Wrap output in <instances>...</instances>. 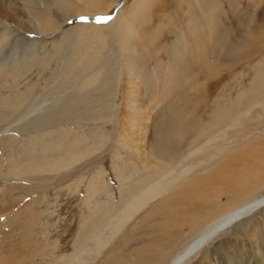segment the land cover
<instances>
[{
  "label": "rangeland",
  "instance_id": "obj_1",
  "mask_svg": "<svg viewBox=\"0 0 264 264\" xmlns=\"http://www.w3.org/2000/svg\"><path fill=\"white\" fill-rule=\"evenodd\" d=\"M26 1L30 6L37 1L28 5L31 14L36 9L41 17L63 21L46 6L55 0ZM68 1L75 3L70 8L81 10L82 2ZM84 1L91 7L117 0ZM122 7H128L119 21L127 25L123 33L112 24ZM74 13L51 35L34 32L21 23L25 18L0 16V113L10 114L14 104L25 107L34 96L39 103H51L22 132L37 148L35 162L49 164L31 175L38 183L34 214L43 219L37 232H47L42 245L51 264H69L81 246L95 244V237L133 199V191L153 184L208 138H217L214 148H228L212 160L210 171L195 178L200 190L194 192L189 180L177 183L134 217L101 255L87 256L88 264H168L208 220L264 195V161H259L264 160V0H120L92 25L102 27L98 31L87 30L91 24ZM33 42L36 59H25ZM97 70L100 81L80 89ZM145 73L152 76L150 86L138 84ZM132 89L143 97L139 119L152 118L162 142L157 145L169 152L167 164L148 175L138 150H145L150 134L141 125L132 126V117L120 132V120L131 116L124 96H137L130 94ZM42 140L50 144L48 150H41ZM255 150L260 159L251 163ZM212 151L208 147L185 163H209ZM65 162L74 163L68 170L62 167ZM244 164L253 167L247 187L229 186L230 176ZM259 173L258 180L251 178ZM223 186L230 189L228 197ZM262 211L250 226L264 224ZM234 227L208 247L235 239Z\"/></svg>",
  "mask_w": 264,
  "mask_h": 264
},
{
  "label": "bare ground",
  "instance_id": "obj_2",
  "mask_svg": "<svg viewBox=\"0 0 264 264\" xmlns=\"http://www.w3.org/2000/svg\"><path fill=\"white\" fill-rule=\"evenodd\" d=\"M55 1L56 4L49 3L46 6L51 12H55V16H63L62 22H64L68 16L74 13L75 9L70 7L75 3L68 0ZM36 2L37 1H34L31 6L36 5L34 4ZM78 2L83 3L81 6L78 5L82 8L81 10L77 9L74 14L81 17L83 23L91 24L85 25L87 26L86 28H88L87 30L92 28L98 31L102 27L92 25H98L97 22L106 16V12L109 11L114 4H119L120 0L114 1L111 5H106L105 2L102 1L100 4L91 5V7H89V4L87 5L84 0L76 1V3ZM28 5L26 0H0V16L9 19H17V17H19L18 20L22 21H24L22 18H25V22L21 23H28L33 28L34 32L40 34L51 35L60 32L62 29V22L56 23L54 19L50 17H41V15L39 16V14H37L38 11L36 13V9L32 10L33 16L31 12H29L31 6L29 5V7ZM104 5L106 6L105 8L103 7ZM127 8L128 7H122L119 15L117 17L115 16L116 18L112 22L114 27H118L122 33L127 30V25L119 21L126 17ZM127 16L130 17L131 15ZM123 36V40L127 38L125 35ZM30 47H32V49L30 48L32 51L25 52V59L31 56V59L35 60V53L37 51H34V48L36 49V44L33 42L30 44ZM184 47L185 46L181 48ZM102 64L103 62L101 65ZM101 76L102 72L97 70L95 74L85 77L84 83L80 86V89L87 87L90 83H96L98 80L100 81ZM151 81L152 76H147L145 73L139 76L138 84L150 86ZM130 94L137 96L132 100H129L126 95L124 96V109L127 111V114L130 113L131 116L128 117V115H125L124 120H120V123L123 121V126H120V132H125L130 120L133 118L130 122L132 126L141 125L146 130L145 135L147 133L150 134L151 138H147L145 141V150L143 152L138 150V153L142 155L145 160V175H148V173L150 174V172L155 170L158 171L160 167L167 164L165 156L169 155V152L167 148L166 152H161V149L158 147L157 144H161L162 142L156 139L152 118L150 119L149 116L143 123L141 122L142 119H139L138 114L140 113V106L143 104L142 95H139V91L135 89H132ZM50 105L51 103L48 102L39 103V97L34 96L31 97L25 107H22L20 104H14L10 105L12 109L10 114H8V112L0 113V264H51L46 248L47 246L42 245L43 241L47 242V232H37L38 222L43 221V219L38 216V213L37 216L34 214L36 205L35 190L38 183L31 177V175L41 172L45 167H49V164H45L44 166L37 164L35 162L37 148L31 146L27 140L22 137L24 127L33 120L42 117ZM177 117V121H180V116ZM177 121L175 127H180L181 122ZM236 124H238V122ZM217 140V138H208L204 144L198 148L196 147L195 150L189 151L187 157L183 154L182 161H178V163H174V165L172 164L173 166L169 170L161 172L162 174L153 184L145 186L142 190L133 191V199L128 203L126 208L116 216L114 222L109 223L102 234L95 237V244L90 248L87 244L81 246L75 253L74 259L68 260L69 264H88L89 259L87 256L93 254L95 251H98V254L101 255V253L115 241L120 232L134 217L139 215V213L151 203L169 193L172 188L177 186V183L189 180V184L192 185L191 187L194 192L197 189L200 190V188L196 187L198 180H195V178H198V175L202 171H210L209 165L212 160H216V158H218L217 156L227 151L228 147L222 148V146H220L214 148V144L217 143ZM208 147L215 149V152H210L211 158L209 163H185L186 160H189V158L199 154ZM40 148L43 151L48 150L50 144L42 140ZM78 156H83V154H79ZM251 156L253 158V162L251 163H255L256 160L258 161L260 159L256 150ZM259 161L262 162L264 160ZM73 163L74 162H65L62 167L69 170ZM204 164L206 165L205 167ZM199 166L203 167L199 168ZM252 169L253 167L251 165L244 164L237 172H234L237 174L230 176L227 184L229 186L233 184L237 185L240 190L245 189L248 184L247 175L249 170ZM225 171L226 169L222 168V172ZM263 171L264 168L261 172ZM194 172L195 175L193 174ZM260 173L258 175H253L251 178L253 180H258ZM224 188L226 191L223 196L228 197L230 189H228V187ZM20 191L22 193L18 194ZM251 191L253 190L250 189L249 192ZM249 192L247 191V193ZM259 210H263L262 213L264 214V195L245 200L240 204L229 206L218 216L208 220L201 228L198 235L190 241L182 252L176 255L174 259H171L168 264H190L199 254L202 256L194 264H264V224L261 227L259 225L250 226L251 219ZM104 217H107L106 214L103 215L100 221H102ZM96 225L97 224H94L91 230H93ZM234 225V230L236 231L235 239H231L226 243H219L213 249L208 247L209 243L218 235ZM40 256L43 258L42 262H39Z\"/></svg>",
  "mask_w": 264,
  "mask_h": 264
}]
</instances>
